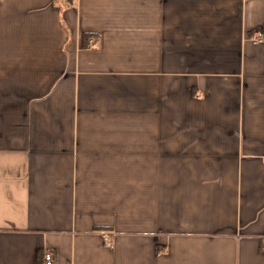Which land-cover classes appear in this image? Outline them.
I'll return each instance as SVG.
<instances>
[{
	"label": "crops",
	"instance_id": "crops-1",
	"mask_svg": "<svg viewBox=\"0 0 264 264\" xmlns=\"http://www.w3.org/2000/svg\"><path fill=\"white\" fill-rule=\"evenodd\" d=\"M263 243L264 0H0V264Z\"/></svg>",
	"mask_w": 264,
	"mask_h": 264
},
{
	"label": "built area",
	"instance_id": "built-area-1",
	"mask_svg": "<svg viewBox=\"0 0 264 264\" xmlns=\"http://www.w3.org/2000/svg\"><path fill=\"white\" fill-rule=\"evenodd\" d=\"M65 1V0H62ZM250 39L253 42H259L262 39L261 33L258 31H253L250 35ZM89 44H93V40L89 39ZM105 240L107 241V246H111L110 239L108 237H105ZM262 250L264 251V243L262 244ZM44 264H53V254L51 252H45L43 255Z\"/></svg>",
	"mask_w": 264,
	"mask_h": 264
},
{
	"label": "trees",
	"instance_id": "trees-1",
	"mask_svg": "<svg viewBox=\"0 0 264 264\" xmlns=\"http://www.w3.org/2000/svg\"><path fill=\"white\" fill-rule=\"evenodd\" d=\"M66 3L72 2V0H65ZM89 35H83V40H87Z\"/></svg>",
	"mask_w": 264,
	"mask_h": 264
}]
</instances>
